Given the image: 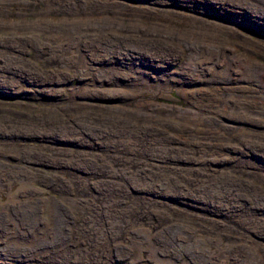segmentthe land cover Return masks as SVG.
<instances>
[{
    "label": "rangeland",
    "instance_id": "obj_1",
    "mask_svg": "<svg viewBox=\"0 0 264 264\" xmlns=\"http://www.w3.org/2000/svg\"><path fill=\"white\" fill-rule=\"evenodd\" d=\"M193 1L0 0V264H264V0Z\"/></svg>",
    "mask_w": 264,
    "mask_h": 264
},
{
    "label": "bare ground",
    "instance_id": "obj_2",
    "mask_svg": "<svg viewBox=\"0 0 264 264\" xmlns=\"http://www.w3.org/2000/svg\"><path fill=\"white\" fill-rule=\"evenodd\" d=\"M173 1H175V0H173ZM183 2H184V5H186L188 7H191L192 9L194 8V10H197V11H200V12H205V13L209 12V13H211V15L223 17V18H225L227 20H233L232 17L229 14H227L229 12L226 9H224L221 6L217 7L218 6L217 2H213L212 5L207 3V2L206 3L201 2V1L195 2L193 0H183ZM263 7H264V5H263ZM220 8H222V9H220ZM225 11H226V14H225ZM262 19H264V13H262ZM239 20L246 21L245 18H241L240 16L238 17V20H236V21H239ZM257 24L261 25L262 22L258 19ZM6 27H0V30H3V31L7 30L8 27L7 28ZM248 27H250V26H248ZM16 42H18V41H16ZM5 44H6V46H9L11 43H5ZM11 70H13V68H11ZM0 82H2V81L0 80ZM5 83H10V81H7V82L5 81ZM50 131H52V129ZM21 183L22 184H26L27 182L25 183V180H23ZM0 197H3V196H0ZM6 198L7 197H5L3 200H5ZM0 220H4V219L0 218Z\"/></svg>",
    "mask_w": 264,
    "mask_h": 264
}]
</instances>
